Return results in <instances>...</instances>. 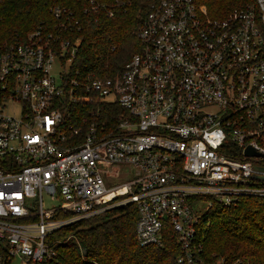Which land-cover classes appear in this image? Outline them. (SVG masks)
<instances>
[{
  "label": "built area",
  "instance_id": "obj_1",
  "mask_svg": "<svg viewBox=\"0 0 264 264\" xmlns=\"http://www.w3.org/2000/svg\"><path fill=\"white\" fill-rule=\"evenodd\" d=\"M139 39L109 79L80 78L78 40L0 45L1 264H49L53 232L127 204L142 246L162 245L169 224L178 263L197 264L201 202L264 198V0L222 19L160 0ZM90 100L127 117L109 130L87 122L77 105Z\"/></svg>",
  "mask_w": 264,
  "mask_h": 264
},
{
  "label": "trees",
  "instance_id": "obj_2",
  "mask_svg": "<svg viewBox=\"0 0 264 264\" xmlns=\"http://www.w3.org/2000/svg\"><path fill=\"white\" fill-rule=\"evenodd\" d=\"M159 1L0 0V45L26 43L37 32L78 40L73 69L80 78H114L140 51L139 32ZM195 1L206 6L211 18L222 19L253 0ZM77 111L90 123L98 117L107 130L127 117L111 102L81 101ZM205 201L212 205L197 226V264H264V198H242L231 206ZM137 220L136 205L127 204L55 231L49 238L55 247L49 264H179L183 251L172 226L166 225L162 245L142 246ZM62 231L72 232L74 240L62 242Z\"/></svg>",
  "mask_w": 264,
  "mask_h": 264
},
{
  "label": "rangeland",
  "instance_id": "obj_3",
  "mask_svg": "<svg viewBox=\"0 0 264 264\" xmlns=\"http://www.w3.org/2000/svg\"><path fill=\"white\" fill-rule=\"evenodd\" d=\"M125 180L126 179H122L121 183L124 182ZM117 183L120 184V182H117ZM111 186H115V184H112ZM242 198H248V196H242V197H240V199H242ZM200 204H203V206H205V207H207L208 205H212V203H207V202H201ZM45 205H46V207H52L53 205H55V202L49 201L48 199H45ZM60 218L61 219H67L68 216L62 214V215H60ZM61 236L62 237H60V240L62 242H70V241H73L74 240V234L72 232L62 231Z\"/></svg>",
  "mask_w": 264,
  "mask_h": 264
},
{
  "label": "water",
  "instance_id": "obj_4",
  "mask_svg": "<svg viewBox=\"0 0 264 264\" xmlns=\"http://www.w3.org/2000/svg\"><path fill=\"white\" fill-rule=\"evenodd\" d=\"M245 156L247 158L262 157V155L258 153L253 147H248L246 149ZM261 180L264 181V178H262Z\"/></svg>",
  "mask_w": 264,
  "mask_h": 264
}]
</instances>
